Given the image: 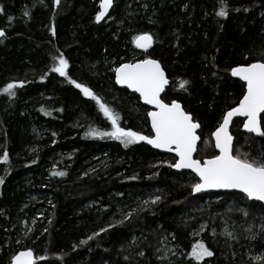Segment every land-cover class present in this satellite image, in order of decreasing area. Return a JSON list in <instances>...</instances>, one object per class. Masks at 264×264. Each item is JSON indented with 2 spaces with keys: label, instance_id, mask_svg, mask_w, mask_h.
Returning a JSON list of instances; mask_svg holds the SVG:
<instances>
[{
  "label": "trees",
  "instance_id": "1",
  "mask_svg": "<svg viewBox=\"0 0 264 264\" xmlns=\"http://www.w3.org/2000/svg\"><path fill=\"white\" fill-rule=\"evenodd\" d=\"M99 2L0 0V89L23 83L15 96L0 92V157L8 153L0 165V264L26 249L34 264H264L257 230L264 221L248 236L210 233L212 224L219 230L222 221H239L235 209L225 214L231 198L250 216L264 218L263 205L234 193L195 196L198 180L176 173L175 157L89 135L111 132V122L69 82L89 87L120 127L150 136L148 109L117 86L113 72L137 54L135 37L150 34L149 54L170 80L163 100L179 101L200 124L197 158H211L212 133L244 94L231 70L264 62V0H116L97 23ZM222 8L226 16L218 15ZM61 54L68 77L51 70ZM235 132L234 155L264 160V137ZM149 193L155 202L146 201ZM214 197L223 199L206 204ZM164 242L174 247L168 258ZM199 244L213 255L196 261Z\"/></svg>",
  "mask_w": 264,
  "mask_h": 264
},
{
  "label": "snow or ice",
  "instance_id": "2",
  "mask_svg": "<svg viewBox=\"0 0 264 264\" xmlns=\"http://www.w3.org/2000/svg\"><path fill=\"white\" fill-rule=\"evenodd\" d=\"M59 3L60 0H55V4L59 5ZM112 4L113 0H101V10L95 17L97 22L105 17ZM218 15L226 16L227 13L222 8ZM4 36L5 32L0 30V37ZM152 41V36L147 33L134 39L135 46L145 52L151 47ZM68 67V61L61 54L58 62L51 70L62 77H68ZM115 73L118 84L126 85L138 92L145 104L154 105L157 109L147 113L151 118V127L155 135L145 136L120 127L118 114L101 102L100 98L89 87L69 78V82L74 84L84 96L96 101L104 116L111 122V132H99L96 129H90L89 135L110 136L121 140L125 145L146 141L155 148L175 151L179 156V160L173 167L191 169L199 177V182L192 185L194 193L206 189H238L246 194L249 199L264 202V160L248 159L246 156L242 157L239 154L234 155L233 136L229 132L232 118L241 116L246 117L243 123L244 129L264 137V128H262V119L264 118L261 115L264 114V62L256 61L231 70L232 76L239 77L240 80L245 82L246 92L239 101L238 106L225 113L222 123L212 133L219 155L203 162L193 159L197 142L201 139L197 135L200 124L195 122L191 114L186 112L176 100L165 103L161 99V93L165 91L168 84V79L161 64L155 59L145 58L137 63L121 64L115 69ZM187 83V81H182L180 87L185 88ZM22 86V82L19 85L8 83L0 89V92L15 96L14 89ZM0 162H8L7 152H4L3 156L0 157ZM53 174L65 175L63 172ZM0 183H3V180H0ZM88 239H92V237ZM81 243H87V241H81ZM191 255L196 261H200L206 256H212L213 253L203 244H199L193 249ZM13 264H34L33 252L31 250L20 252L13 257Z\"/></svg>",
  "mask_w": 264,
  "mask_h": 264
},
{
  "label": "rangeland",
  "instance_id": "3",
  "mask_svg": "<svg viewBox=\"0 0 264 264\" xmlns=\"http://www.w3.org/2000/svg\"><path fill=\"white\" fill-rule=\"evenodd\" d=\"M133 54L132 55V58H130V63H133L134 61H136L137 59L141 58L142 56V53H131ZM147 56H145L146 58ZM118 68V67H113V72H115V69ZM213 139V138H212ZM208 144L210 145L211 144V141L208 142ZM208 145V146H209ZM210 147V146H209ZM199 149V148H198ZM203 153H205V151L201 150ZM242 153V157H247L246 154H244L243 152ZM199 160H203V158H197ZM145 198H146V201L147 200H152L155 201L156 200V197L155 196H150V193L148 195H145ZM246 198V197H245ZM223 197H214V198H209L206 200V204H218L222 201ZM228 205L225 209V214H230V213H233V209H235L238 213V217L240 218L239 221H234V224L230 221V220H227V221H222L221 224H220V229L217 230L216 227L213 226V224L211 225L212 229H211V236H215V235H222L224 237H227V238H235V234H237L238 231H243L247 236L249 234L250 231H255L256 227H254L256 221L257 222H260V220L264 221V218L263 217H260V216H257V215H254V216H250V213L248 212V208L246 207L245 203L241 200H238L236 198H231L230 200H228ZM229 206V207H228ZM235 207V208H234ZM228 216V219H229V215ZM241 225L242 229H238V224ZM264 224V222H261ZM246 224V225H244ZM207 228V225H204V227L196 234V236H200V234H202L205 229ZM258 232H262L264 234V227L260 228V226L257 228ZM163 248H164V257L165 258H168L170 253L173 251L174 247L171 245L170 242H164V245H163Z\"/></svg>",
  "mask_w": 264,
  "mask_h": 264
},
{
  "label": "water",
  "instance_id": "4",
  "mask_svg": "<svg viewBox=\"0 0 264 264\" xmlns=\"http://www.w3.org/2000/svg\"><path fill=\"white\" fill-rule=\"evenodd\" d=\"M60 1H61V0H60ZM54 2H55V0H54ZM113 6H114V0H113L112 7L108 10V12H107V14L105 15V17H104L101 21H99L98 23H102L105 19H107V17L109 16V14H110L111 11H112ZM0 30H3V29L0 28ZM3 31H4V30H3ZM4 32H5V31H4ZM5 34H6V33H5ZM2 38H3V37H0V39H2ZM153 44H154V40L152 41V45H153ZM152 45H151V47H152ZM138 49H140V48H138ZM140 50H143V49H140ZM155 60H157V59H155ZM157 61L161 64V62H160L159 60H157ZM137 62H139V61H136V62H133V63H137ZM127 63H130V62H127ZM161 67L163 68L162 64H161ZM237 67H238V66H237ZM163 69H164V68H163ZM164 72H165V75H166V77H167V79H168V75H167V73H166L165 70H164ZM231 77H232L233 79H237V80H239V81H240L241 83H243V84L245 85V87H246L245 82L242 81V80H240L239 77L232 76V74H231ZM114 78H115V82H116V73H115V72H114ZM116 84H117V86H118L120 89L127 90L129 93H131V94H135V95L139 98L141 105H143V106L149 108L150 111H156V110H157V109L155 108L154 105H148V104H145L144 101H143V99L140 97V94H139L138 92H135L133 89L128 88L126 85L118 84L117 82H116ZM169 84H170V80L168 79V84H167L166 87H165V91L161 93V99L163 98V96H164V94H165V92H166V88L169 86ZM162 100H163V99H162ZM177 102L180 103L179 101H177ZM165 103H166V102H165ZM180 104H181L182 108L184 109L182 103H180ZM184 110H185V109H184ZM230 110H231V109H230ZM230 110H228V111H230ZM185 111H186V110H185ZM189 114H190V113H189ZM261 115H264V114H261ZM191 116H192V115H191ZM192 117H193V116H192ZM236 119H246V117H241V116H235V117H233V118H232V122H231V124L229 125V132H230V130H231V128H232V125H233V123H234V121H235ZM193 120H194V118H193ZM148 122H149L150 130H151V135H150V136H154L155 133H154L153 130H152V127H151V118H150L149 116H148ZM243 130H244L245 132H247V133H250V132H248L246 129H244V127H243ZM199 131H200V128L197 129V135H198V136H199V134H198ZM230 134H231V133H230ZM256 135H257V134H256ZM213 140H214V147H215V138H214V137H213ZM139 142H143L144 144L148 145V146L151 147L154 151H156V152H158V153H160V154L171 155V156L175 157V158H176V162L179 160V156L175 153V151H168V150H166V149H162V148H155V147H153L152 145L148 144L146 141H139ZM200 143H201V139L197 142L196 151L193 153V159L199 160V159H197V154H198V148H199ZM234 146H235V138L233 137V154H234ZM215 151H216V154L219 155V150L216 149V147H215ZM211 158H212V157H211ZM211 158H205V159L200 160V161L203 162L204 160L211 159ZM176 162H175V163H176ZM1 163H2V162H0V165H1ZM173 170H174L176 173H179V174H181V173H190V174H192L193 176H195L196 179H197L198 182H199V177H198V176L196 175V173L193 172L191 169H186V168H184V169H177V168L173 167ZM211 193H215V194H219V193H234V194H239V195H242V196L246 197V198L248 199V201L251 202V203H258V204H261V205L264 206V202H262V201H256V200H253V199H249V198L246 196V194L242 193V192H241L240 190H238V189H206V190H203V191H201V192H199V193H194V192H193V194H194L195 196H199V195H203V194H211ZM28 250H31V249L21 250V251H19L17 254H15L14 256L18 255L20 252H25V251H28ZM31 251H32V250H31ZM32 252H33V251H32ZM14 256H13V257H14ZM33 259H34V263H35V254H34V253H33ZM9 264H13V258L11 259V261H10Z\"/></svg>",
  "mask_w": 264,
  "mask_h": 264
},
{
  "label": "flooded vegetation",
  "instance_id": "5",
  "mask_svg": "<svg viewBox=\"0 0 264 264\" xmlns=\"http://www.w3.org/2000/svg\"><path fill=\"white\" fill-rule=\"evenodd\" d=\"M115 1L116 0H114V6H115ZM61 2V1H60ZM100 2H101V0H100ZM100 2H99V11L101 10L100 9ZM113 6V7H114ZM113 9V8H112ZM98 11V12H99ZM98 14V13H97ZM96 14V15H97ZM110 15V14H109ZM98 23V22H97ZM155 44V43H154ZM154 44L152 45V47H150L148 50H147V52H145L144 50H140V49H138L136 46H135V43H134V47H135V49L137 50V53H142V56H141V58H139V59H137L136 61H140V60H143V59H145V56H147L146 58H151V59H154V58H152L151 56H150V50L153 48V46H154ZM136 61H134V62H136ZM127 63V62H126ZM237 80V79H236ZM239 81V80H238ZM240 82V81H239ZM241 83V82H240ZM243 86H244V94H245V92H246V87H245V85L243 84V83H241ZM170 85V84H169ZM168 88V87H167ZM166 88V89H167ZM243 94V95H244ZM242 98H243V96H242ZM241 98V99H242ZM163 99V98H162ZM164 102H166L165 100H163ZM166 103H168V102H166ZM170 103V102H169ZM239 104V103H238ZM238 106V105H237ZM237 106H235V107H237ZM235 107H233V108H235ZM147 108V107H146ZM148 110H147V113L148 112H150V109L149 108H147ZM230 109H232V108H230ZM230 109H228V110H230ZM227 110V111H228ZM226 111V112H227ZM225 112V113H226ZM225 115V114H224ZM148 116V115H147ZM262 118H264V115H262ZM246 119H236L235 121H234V123H233V125H232V128H231V130H230V133H231V135L235 138V143H236V130L237 129H239L240 130V132H244V133H247V132H245L244 130H243V123H244V121H245ZM195 121V120H194ZM195 122H197V121H195ZM221 123H222V120H221ZM220 123V124H221ZM219 124V125H220ZM262 128H264V119H262ZM216 130V129H215ZM199 134V133H198ZM247 134H249V135H251V136H254V137H261V136H259V135H256L255 133H247ZM200 136V135H199ZM213 137V136H212ZM201 138V137H200ZM214 141V140H213ZM201 144V143H200ZM215 148V147H214ZM234 149H235V146H234ZM217 155V154H216ZM176 159V158H175Z\"/></svg>",
  "mask_w": 264,
  "mask_h": 264
},
{
  "label": "bare ground",
  "instance_id": "6",
  "mask_svg": "<svg viewBox=\"0 0 264 264\" xmlns=\"http://www.w3.org/2000/svg\"><path fill=\"white\" fill-rule=\"evenodd\" d=\"M232 133V132H231Z\"/></svg>",
  "mask_w": 264,
  "mask_h": 264
}]
</instances>
